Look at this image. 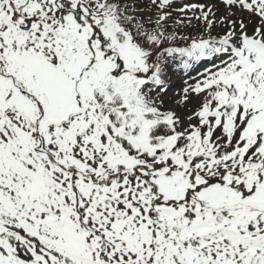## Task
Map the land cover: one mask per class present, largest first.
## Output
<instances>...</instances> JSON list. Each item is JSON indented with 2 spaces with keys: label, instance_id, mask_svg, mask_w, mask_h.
I'll return each instance as SVG.
<instances>
[{
  "label": "snow or ice",
  "instance_id": "obj_1",
  "mask_svg": "<svg viewBox=\"0 0 264 264\" xmlns=\"http://www.w3.org/2000/svg\"><path fill=\"white\" fill-rule=\"evenodd\" d=\"M0 264H264V0H0Z\"/></svg>",
  "mask_w": 264,
  "mask_h": 264
},
{
  "label": "rangeland",
  "instance_id": "obj_2",
  "mask_svg": "<svg viewBox=\"0 0 264 264\" xmlns=\"http://www.w3.org/2000/svg\"><path fill=\"white\" fill-rule=\"evenodd\" d=\"M193 2H194V0H193ZM193 30V31H192ZM187 31H190L192 34H194L195 32L196 33H198V29H196V28H192V29H188ZM180 68V67H179ZM179 72H180V74L181 73H186L182 68L181 69H179ZM173 74H177V72H176V68L174 67V70H173V72H172V75ZM171 78H172V76H171ZM174 80V81H173ZM173 80H171L170 81V85H169V87H171L170 89V91H169V93H168V95H167V101H168V103L170 104V105H173V102L175 101V100H177V99H179V93L181 92V90H182V88L184 87V86H178V85H176V86H173L174 85V83H172V82H176V79H173ZM172 83V84H171ZM174 106V105H173ZM179 110V109H178Z\"/></svg>",
  "mask_w": 264,
  "mask_h": 264
},
{
  "label": "bare ground",
  "instance_id": "obj_3",
  "mask_svg": "<svg viewBox=\"0 0 264 264\" xmlns=\"http://www.w3.org/2000/svg\"><path fill=\"white\" fill-rule=\"evenodd\" d=\"M185 72H188V70L186 71L183 67H181ZM172 84V83H171ZM170 85V84H169Z\"/></svg>",
  "mask_w": 264,
  "mask_h": 264
}]
</instances>
